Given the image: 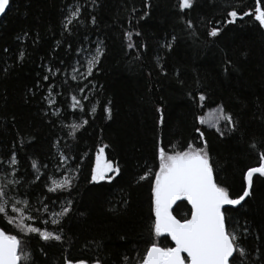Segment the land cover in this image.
<instances>
[{
  "label": "trees",
  "instance_id": "trees-1",
  "mask_svg": "<svg viewBox=\"0 0 264 264\" xmlns=\"http://www.w3.org/2000/svg\"><path fill=\"white\" fill-rule=\"evenodd\" d=\"M256 3L195 0L193 9L181 12L179 0H13L12 10L0 19V160L4 161L0 183L13 179L7 167L13 150L19 160L17 178L22 181L16 191H34V205L41 191L52 194L35 184L28 186L32 175L25 173H33V161L49 164L42 171L51 176L59 149L69 154L68 167L76 165L78 169L56 173L57 179L77 176L73 191L61 194L55 206L59 211L65 199L73 201V212L65 222L70 242L63 247L44 245L45 256L39 237L20 236L30 240L25 255L31 253L36 264H63L65 257H91L99 251L96 243H102L103 254L112 264H121L124 257L138 264L153 239L151 192L159 165L158 150L164 147L172 153L185 150L188 144L202 146L197 128L205 134L217 182L233 198L242 194L245 172L259 164L258 154L249 145L264 140V31L252 16L228 24L226 13L233 5L254 11ZM260 3L264 5V0ZM73 5L81 6L83 14L75 33L68 36L61 22ZM144 13L147 15L140 19ZM188 21L193 23L192 29ZM214 25L221 29L217 38L206 35ZM129 32L136 45L131 50L127 47ZM173 36L177 39L169 51L164 45L172 42ZM99 41L104 42L106 55L95 77L89 78L96 85L95 91L87 80L80 83L81 87L88 85L83 95L92 103L99 101L111 107L112 118L108 119L99 106L95 116H83L78 111L73 116L71 96L80 98L81 93L72 90L77 81L70 79V65L76 64V51L82 44L95 48ZM21 52L23 60L19 59ZM137 54L138 60L134 58ZM52 65L65 69L67 76L62 71L59 77L44 81ZM65 79L70 88L62 85ZM53 85L51 99L57 103L50 107L46 97ZM199 94L208 97L203 107L198 106ZM83 102L91 108L89 101ZM221 105L239 124V131L224 137L212 126L217 119L199 123V118L205 120ZM157 108L163 109V125ZM57 111L59 116L53 114ZM83 119L89 123L73 141L68 125ZM220 127L223 129V121ZM67 145H72L71 149ZM104 145L108 147L101 164L105 160L118 163L121 175L112 184H92L97 150ZM148 169L153 174L137 182ZM254 190L255 195L243 207L230 209L228 216L230 226H237L238 231L247 229L243 242L249 253L245 258L248 264H262L264 178L254 177ZM173 215L182 221L188 219L190 208L180 202ZM47 218L51 221L50 215ZM5 227L9 234L19 235L13 226ZM161 242L172 246L168 238H161Z\"/></svg>",
  "mask_w": 264,
  "mask_h": 264
},
{
  "label": "snow or ice",
  "instance_id": "snow-or-ice-1",
  "mask_svg": "<svg viewBox=\"0 0 264 264\" xmlns=\"http://www.w3.org/2000/svg\"><path fill=\"white\" fill-rule=\"evenodd\" d=\"M12 5L13 0H0V16L11 11ZM194 5L195 0H179L178 7L181 12H186V10L193 9ZM82 14L81 6L73 5L68 9L67 15L61 22L64 34L71 36L75 33V25L81 23ZM146 15L147 13L141 14L140 19H144ZM249 16L254 17L260 28H264V5L260 3V0H257L254 11L237 9L233 5L232 10L226 13L228 24L235 23L238 18L243 19ZM91 20L92 24L95 25L94 16ZM187 26L192 29L193 23L188 21ZM191 34L195 35V32ZM25 35L27 34L25 33ZM136 35L139 36L140 33L137 32ZM206 35L217 38L221 35V29L214 25ZM126 36L128 49H134L136 45L132 42V33H126ZM84 39L88 41L87 35ZM176 39L173 36L172 42L166 43L164 47L171 51ZM88 43L91 44L90 41ZM103 43V41H99L95 48L86 47L82 44L76 51V64L70 65L72 68L70 79L77 81L76 89L72 90L78 89L81 93L80 98L77 95L71 96L69 108H71V115L73 116L77 111L83 116H95L99 106V110L106 114L108 119L112 118L111 107H104L99 101L92 103L87 95H83L84 88H87L88 85L81 87L80 83L82 80H87L92 85V90L95 91L96 85L89 78L95 77L100 69L102 59L106 55ZM68 47L71 49V44ZM5 51L8 50L5 49ZM134 58L138 60L140 55L137 54ZM19 59H24L23 52L19 54ZM61 63L64 62L61 61ZM62 71L67 76L65 69L52 65L48 67L49 75H45L43 80L48 82L52 78H57ZM161 71L163 72L162 66ZM164 74L166 75V73ZM62 85L71 87L68 79L63 80ZM53 91H55L54 85L49 88V97H46L49 99L50 107L57 103L51 99ZM193 99L196 100L194 94ZM207 99L205 94H199L198 106L203 107V102ZM83 101H89V104L92 105L91 108L89 109ZM108 103L111 104V101ZM261 103L264 104V100ZM156 111L160 113L159 122L163 125V109L157 108ZM53 114L59 116L60 112L57 111ZM67 118V116L64 117V119ZM220 121H223V129L220 127ZM88 123L87 119H83L81 123L68 125L71 129L68 136L73 141L77 140V133ZM199 123L203 125L205 120L201 117ZM212 126L221 137L239 131L238 121L222 105L218 109V118ZM196 132L203 140L202 146L188 144L185 150H174L172 153L167 152L164 147H160L158 150L159 171L154 173L152 186L154 223L150 227V233L153 239L150 241L146 254L139 259L138 264H248L245 258L249 253L243 242L247 229L238 231L237 226H230L228 212L232 208L243 207L247 199L255 195L254 177H264V140L260 144L250 143V148L258 154L259 164L247 170L246 187L242 195L233 198L229 190L217 182L208 144L204 140V132L200 131L199 128L196 129ZM67 147L71 149L72 145H67ZM107 147L108 145H104L97 150L96 166L91 172L90 183L92 184H100L101 182L112 184L121 175V168L118 163L105 160L101 164V156ZM56 159L57 164L51 176L47 171H42V169L49 168V164L42 161H33L31 163L33 173H25L32 175L31 181L28 182L29 187L35 184L37 187L46 188L47 193L52 194L48 196L41 191L40 195L36 196V204L34 205L31 200L35 194L34 191L25 190L23 194L16 191L22 183L17 178L19 160L16 151L13 150L8 156L7 167L11 169L13 179L6 183H0V264H36V259L31 253L25 255V249L29 246L30 240H22L20 236L39 237L43 241L40 251L45 256L47 250L44 245L59 244L63 247L70 242V237H67L65 233V222L73 212V201L70 198L65 199L59 211H55V206L62 199L61 194L73 191L77 176L64 175L63 178L57 179L56 173L71 172L76 169V165L69 168V154L60 152L59 149ZM72 159L78 161L75 156ZM62 165L64 167H61ZM2 166H4V161L0 160V167ZM76 170L78 171V169ZM152 174L151 169H148L144 175L139 177L137 182L148 179L149 175ZM42 177L43 180H41ZM181 200H186L191 205L190 219L183 221L177 219L172 213L173 205ZM49 215L51 221L47 218ZM50 224L54 225L55 228L50 229ZM6 225L13 226L19 235L9 234ZM161 237L170 238L174 246H163ZM103 247L102 243H96V248L99 251L94 252L91 257H65L63 264H112L111 260L103 254ZM121 264H132V261L128 257H124Z\"/></svg>",
  "mask_w": 264,
  "mask_h": 264
},
{
  "label": "water",
  "instance_id": "water-1",
  "mask_svg": "<svg viewBox=\"0 0 264 264\" xmlns=\"http://www.w3.org/2000/svg\"><path fill=\"white\" fill-rule=\"evenodd\" d=\"M1 17H2V16H0V19H1ZM262 29H263V31H264V28H262ZM158 160H159V156H158ZM157 171H159V165H158V169H157ZM246 172H247V171H246ZM246 172H245V175H244V188L246 187V180H245ZM260 178H264V177H260ZM153 184H154V180H153ZM153 184H152V186H153ZM151 195H152V192H151ZM241 195H242V194H241ZM152 200H153V197H152ZM180 202H185V203L189 206V208H190V210H191V205L188 204L186 200H181V201H177L176 204L173 205L172 213H173V209H174V207H175L178 203H180ZM152 209H153V204H152ZM152 213H153V210H152ZM153 219H154V213H153ZM188 219H190V216H189ZM161 238H164V237H161ZM168 239H169L170 243L172 244V246H174V243L171 241V239H170V238H168Z\"/></svg>",
  "mask_w": 264,
  "mask_h": 264
},
{
  "label": "rangeland",
  "instance_id": "rangeland-1",
  "mask_svg": "<svg viewBox=\"0 0 264 264\" xmlns=\"http://www.w3.org/2000/svg\"><path fill=\"white\" fill-rule=\"evenodd\" d=\"M217 116H218V111H213L205 118V122L206 123L213 122V120L217 119Z\"/></svg>",
  "mask_w": 264,
  "mask_h": 264
}]
</instances>
